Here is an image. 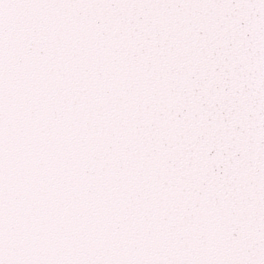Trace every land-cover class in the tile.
I'll list each match as a JSON object with an SVG mask.
<instances>
[{"label": "snow or ice", "instance_id": "snow-or-ice-1", "mask_svg": "<svg viewBox=\"0 0 264 264\" xmlns=\"http://www.w3.org/2000/svg\"><path fill=\"white\" fill-rule=\"evenodd\" d=\"M0 264H264V0H0Z\"/></svg>", "mask_w": 264, "mask_h": 264}]
</instances>
